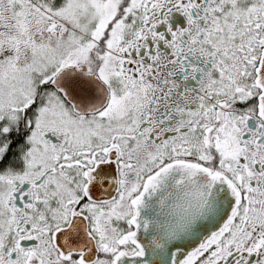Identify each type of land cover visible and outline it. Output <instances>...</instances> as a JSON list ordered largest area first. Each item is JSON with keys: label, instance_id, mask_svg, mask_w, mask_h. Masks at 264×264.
<instances>
[{"label": "snow or ice", "instance_id": "1", "mask_svg": "<svg viewBox=\"0 0 264 264\" xmlns=\"http://www.w3.org/2000/svg\"><path fill=\"white\" fill-rule=\"evenodd\" d=\"M0 264H264V0H0Z\"/></svg>", "mask_w": 264, "mask_h": 264}]
</instances>
